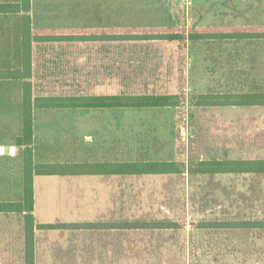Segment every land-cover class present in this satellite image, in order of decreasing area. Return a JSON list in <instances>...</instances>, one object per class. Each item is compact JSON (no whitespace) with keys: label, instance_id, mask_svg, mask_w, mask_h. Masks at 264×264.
Masks as SVG:
<instances>
[{"label":"crops","instance_id":"crops-1","mask_svg":"<svg viewBox=\"0 0 264 264\" xmlns=\"http://www.w3.org/2000/svg\"><path fill=\"white\" fill-rule=\"evenodd\" d=\"M91 1L97 3L87 5L85 10L97 12L95 15L87 13L81 25L72 23L70 12H54L37 0H30L27 10L20 7L15 12L0 11V71L8 73L5 79H0V93L3 91L5 98L0 104V129L16 130L10 132L8 142L1 147L0 157L9 164L19 160V151L26 149L17 144V139L23 135L26 91H30L33 101L131 95L123 94L120 88L121 45L138 47L175 42L122 41V29L178 27L122 25L121 0ZM217 1L220 2L217 9H231L222 5L224 0ZM237 1L240 2L239 16L264 17V0ZM248 1L256 2L255 8ZM22 3L23 0H0V5L22 6ZM94 18L96 23H93ZM249 27L264 28V24L223 28ZM27 30L30 33L28 46L24 44ZM97 60L98 63L106 61L111 69L102 74L80 72L81 78L79 72L75 73L78 68L74 67ZM26 64H30L27 77L23 75ZM107 79H117L119 90L115 91V84ZM105 80L109 82L107 85L100 84ZM145 94L152 95L146 92L135 95ZM175 108L178 107L72 104L32 107L33 140L29 148L33 166H71L75 170L33 176L31 264H262L264 227L228 225L264 224V221L223 219L217 217L215 209L208 215L204 208L211 205L214 198L207 194L231 193L233 189L202 183L204 179L233 174L199 173L197 169L189 173L178 160L161 154L162 143L150 148L147 140L141 145L131 139L122 142V110ZM137 124L134 122L130 129L138 127ZM122 143L130 146L132 152L122 150ZM6 148L9 153H5ZM216 160L233 159H200L196 165ZM19 161L15 171L10 165L6 166L0 177V204L20 203L24 199L25 159ZM163 164H172L174 168L171 172L166 171L168 168L162 171ZM149 165H156L157 171L137 172ZM259 190L264 191V188ZM234 191L239 193L240 189ZM259 198L262 202V197ZM231 201L232 197L215 198V203L220 204ZM26 215L0 212V264H30Z\"/></svg>","mask_w":264,"mask_h":264},{"label":"rangeland","instance_id":"rangeland-1","mask_svg":"<svg viewBox=\"0 0 264 264\" xmlns=\"http://www.w3.org/2000/svg\"><path fill=\"white\" fill-rule=\"evenodd\" d=\"M37 1L41 6L46 4L44 8L53 9L57 13L70 12L74 25L84 23L81 20L87 13L95 15L97 12L85 10L87 5H95L97 1ZM219 3L217 0H121L119 19L120 23L126 26L167 24L185 31L193 27L264 24V17L239 16L240 11L237 9L240 2L237 0L222 2V5L230 7V10L217 9ZM248 3L255 8L256 2ZM253 12L256 11L251 13ZM96 21L94 18L93 23ZM120 55L119 83L123 94L135 95L146 92L152 95L179 96L181 103L178 108L160 111L122 110L120 133L122 142L131 139L141 145L147 140L150 148H157L162 143L161 154L178 160L189 173H193L197 168L196 164L200 159L264 158V108L195 106L198 96L204 94L264 92V40L184 39L171 44L138 47L122 44ZM98 62L97 60L96 63H86L87 65L83 67L76 66L74 69H78L75 73L79 72L81 78V74L86 75L87 71L102 74L112 67L107 65L106 61ZM108 81L115 84V91L119 90L116 86L117 79ZM108 81H102L100 84L107 85ZM74 82H77V79ZM2 93L0 104L5 102ZM10 103L14 104L11 101ZM134 122L139 123L138 127L130 129ZM12 131L16 130L0 129L1 153L3 143L8 142ZM129 147L122 143V150L132 152ZM19 153V160L25 159L24 151L20 150ZM19 160L16 159L9 164L5 158L0 157V177L4 174L6 166L10 165L15 171ZM206 180L204 179L202 183L233 188L231 193L207 194L214 197L211 205L204 206L208 210V215L215 209L217 217L223 219L264 221V191L259 190L264 188V174H233ZM239 189L240 192L235 193L234 190ZM225 196L232 197V201L224 204L215 203V198L219 200ZM259 197H262V202ZM221 209L224 210L223 213L220 212ZM261 252L264 255L263 248ZM261 260L264 264V258Z\"/></svg>","mask_w":264,"mask_h":264},{"label":"trees","instance_id":"trees-1","mask_svg":"<svg viewBox=\"0 0 264 264\" xmlns=\"http://www.w3.org/2000/svg\"><path fill=\"white\" fill-rule=\"evenodd\" d=\"M30 0H23L22 6L14 4L0 5V11L15 12L28 9ZM18 8V9H17ZM28 19V17H24ZM162 40V41H182L188 39L190 41H208V40H264V28H190L188 31L180 30L175 27L171 28H145V29H122L121 40ZM24 44L30 45V33L28 30L24 33ZM28 44V45H27ZM23 75L26 77L30 74V64L24 67ZM7 72L0 71V79H5ZM29 90L30 85H26ZM179 96L172 95H119V96H98L90 98H69V99H38L33 101L30 91H26L24 104V127L23 135L17 139L18 146H25V183H24V199L20 203L0 204V212H20L27 213V259L28 262L33 261L32 250V230H33V176L38 175H55L73 172L75 167L44 165L34 167L32 164V145L33 126H32V107H49L56 104H72L74 106L88 107H119V108H160V107H179L181 105ZM196 107H217V108H242V109H263L264 108V92L249 93H227V94H204L198 96ZM154 167V169L152 168ZM156 165L145 166L146 169H138L137 172H156ZM87 168V167H86ZM93 168V167H92ZM162 171L171 172L174 168L172 164L161 165ZM127 169V168H126ZM199 173H215V174H264V158L249 159H233L227 161H207L197 165ZM231 227H264V224L248 223V224H231ZM51 228V226H43Z\"/></svg>","mask_w":264,"mask_h":264},{"label":"water","instance_id":"water-1","mask_svg":"<svg viewBox=\"0 0 264 264\" xmlns=\"http://www.w3.org/2000/svg\"><path fill=\"white\" fill-rule=\"evenodd\" d=\"M5 153H9V149L8 148L5 149Z\"/></svg>","mask_w":264,"mask_h":264}]
</instances>
